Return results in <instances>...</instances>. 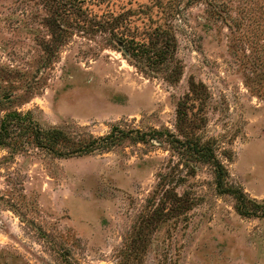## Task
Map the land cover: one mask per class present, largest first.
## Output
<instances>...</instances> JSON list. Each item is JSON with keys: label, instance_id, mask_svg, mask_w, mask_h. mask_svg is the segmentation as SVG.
<instances>
[{"label": "rangeland", "instance_id": "374dc122", "mask_svg": "<svg viewBox=\"0 0 264 264\" xmlns=\"http://www.w3.org/2000/svg\"><path fill=\"white\" fill-rule=\"evenodd\" d=\"M76 8L59 30L43 0H0V128L17 112L42 129L102 136L119 125L187 144L151 135L58 157L13 127L0 144V264H264V213L241 215L188 145L211 144L228 185L264 202V0ZM158 28L175 35L173 81L121 43H149Z\"/></svg>", "mask_w": 264, "mask_h": 264}, {"label": "trees", "instance_id": "16d2710c", "mask_svg": "<svg viewBox=\"0 0 264 264\" xmlns=\"http://www.w3.org/2000/svg\"><path fill=\"white\" fill-rule=\"evenodd\" d=\"M82 0H43L44 5L49 11L50 24L59 30L61 27L60 19L66 10L69 8L77 9L78 3ZM175 35L168 29L158 28L154 33V37L149 43L139 41H122L124 44L125 52L129 58L134 61V64L146 72H164L165 79L173 81L181 74L180 66L173 64L175 59L176 41ZM124 42V43H123ZM150 44V45H149ZM177 77V78H176ZM185 103L180 102L178 105V122L185 121L186 111L184 110ZM22 126L26 132L31 130L33 136V143L39 148H48L58 157H71L76 155H84L96 151L108 150L116 144L122 142L126 138L135 139L137 141L146 142L151 135L165 136L163 131L139 132L134 134L133 131H125L119 125H115L111 132L102 136H94L84 132L71 133L61 128L42 129L37 125H32L26 122V119L19 113H11L4 118L0 128V144H6L8 139H12L13 127ZM33 126V127H32ZM19 135H23L20 134ZM18 135V136H19ZM16 136V137H18ZM167 140L172 146L181 144L186 146L187 142L182 141L174 133L166 135ZM19 144L24 145L23 139ZM192 144L194 151L193 154L196 158L209 163L214 169L217 187L221 193H229L234 196L236 201L237 211L246 217L256 216L259 213H264V202L260 203L257 200L248 196V194L239 187L228 185L227 177L228 170L226 166L215 155L214 148L211 144L188 143ZM168 174L160 177V183L166 184L170 181ZM181 202V201H180Z\"/></svg>", "mask_w": 264, "mask_h": 264}]
</instances>
